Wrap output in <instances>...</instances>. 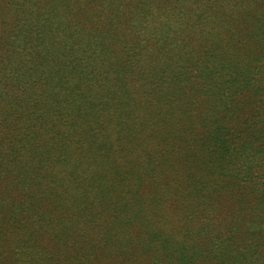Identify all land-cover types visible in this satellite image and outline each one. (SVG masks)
Masks as SVG:
<instances>
[{
  "label": "trees",
  "instance_id": "16d2710c",
  "mask_svg": "<svg viewBox=\"0 0 264 264\" xmlns=\"http://www.w3.org/2000/svg\"><path fill=\"white\" fill-rule=\"evenodd\" d=\"M0 264H264V0H0Z\"/></svg>",
  "mask_w": 264,
  "mask_h": 264
}]
</instances>
